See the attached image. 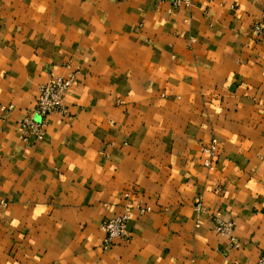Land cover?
<instances>
[{
	"label": "crops",
	"instance_id": "crops-1",
	"mask_svg": "<svg viewBox=\"0 0 264 264\" xmlns=\"http://www.w3.org/2000/svg\"><path fill=\"white\" fill-rule=\"evenodd\" d=\"M259 2L0 0V264L257 261ZM72 72L67 115H48L43 138L24 143L18 124L38 86ZM123 211L129 238L103 250L100 222ZM216 212L240 248L215 232Z\"/></svg>",
	"mask_w": 264,
	"mask_h": 264
},
{
	"label": "built area",
	"instance_id": "built-area-1",
	"mask_svg": "<svg viewBox=\"0 0 264 264\" xmlns=\"http://www.w3.org/2000/svg\"><path fill=\"white\" fill-rule=\"evenodd\" d=\"M173 6L189 7L191 0H171ZM261 15L260 20L252 25V30L264 36V0H260ZM75 72L67 76L50 74L48 79L38 86L37 96L33 106L19 121L21 140L24 143H36L41 140L46 132L47 116L52 113L67 115V108L63 103V97L74 81ZM3 108V107H2ZM217 139L212 137L208 143L202 147L203 165L210 168L214 155L216 154ZM264 183V181H263ZM127 196V194H126ZM108 208L107 204H104ZM198 206V204H197ZM147 207L138 206L140 214L147 211ZM130 214L123 211L119 214L110 216L100 222L99 228L103 232L101 248L108 250L118 244L120 240H127L130 236L127 225ZM213 227L219 235L225 236L233 248H240V242L235 234L233 221L221 218L220 213L213 215ZM254 264H264V252L259 256Z\"/></svg>",
	"mask_w": 264,
	"mask_h": 264
}]
</instances>
